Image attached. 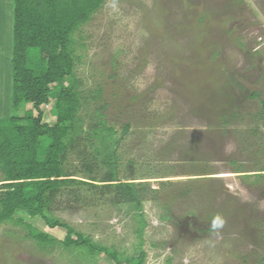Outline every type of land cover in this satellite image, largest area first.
Segmentation results:
<instances>
[{"label": "rangeland", "instance_id": "374dc122", "mask_svg": "<svg viewBox=\"0 0 264 264\" xmlns=\"http://www.w3.org/2000/svg\"><path fill=\"white\" fill-rule=\"evenodd\" d=\"M75 49L83 127L101 114L114 129L118 177L147 185L145 225L137 238L135 218L110 204L56 215L126 255L141 241L143 264H264V0H105L76 33ZM41 110L54 124L50 104ZM182 150L197 157L179 158ZM78 160L67 156L69 171ZM179 170L218 173L160 178ZM216 217L223 226L213 230ZM30 221L58 240L65 235ZM0 264L87 263L2 223ZM96 264L113 262L100 255Z\"/></svg>", "mask_w": 264, "mask_h": 264}, {"label": "trees", "instance_id": "16d2710c", "mask_svg": "<svg viewBox=\"0 0 264 264\" xmlns=\"http://www.w3.org/2000/svg\"><path fill=\"white\" fill-rule=\"evenodd\" d=\"M104 2L0 0V65H6L9 77L7 95L0 98V224L20 225L39 245L58 244L87 264H96L100 255L113 264H143L141 241L138 252L134 249L126 255L56 215L110 204L124 207L135 218L137 238L145 225L142 208L147 185L134 180L140 178L118 177L116 150L110 146L114 129L101 114L96 123L84 128L79 115L76 33ZM65 77L70 82L64 86ZM26 104L33 110L26 109ZM46 104L55 118L52 125L42 120L41 106ZM261 110L264 116V98ZM87 140L93 141L91 153L86 152ZM71 153L79 159L75 171L66 166ZM77 173L80 177H75ZM33 218L62 229L63 239L37 229L30 221Z\"/></svg>", "mask_w": 264, "mask_h": 264}, {"label": "crops", "instance_id": "0c3cea01", "mask_svg": "<svg viewBox=\"0 0 264 264\" xmlns=\"http://www.w3.org/2000/svg\"><path fill=\"white\" fill-rule=\"evenodd\" d=\"M183 151V152H182ZM182 151H180V154H178L179 155V158H183L184 156L188 159V160H191V159H194L195 157H197L196 156V152L195 151H191V153H187V151H184V150H182ZM199 151V150H198ZM183 154H182V153ZM186 152V153H185ZM199 152H201V151H199ZM191 158V159H190ZM196 161H193V162H188V161H186V166H188V168H189V166L192 164H194ZM198 163V162H197ZM188 164V165H187ZM187 168V169H188ZM218 172H216V171H213V170H209L208 172L206 171V172H204V171H195V172H190V170H179V171H176V172H168V173H164L163 175H161L160 176V178H166V177H172V176H174V177H176V178H183V177H199V176H204V175H212V174H217ZM222 173V172H221ZM227 173V172H226ZM157 177V176H156ZM159 177V176H158Z\"/></svg>", "mask_w": 264, "mask_h": 264}, {"label": "clouds", "instance_id": "9594fccd", "mask_svg": "<svg viewBox=\"0 0 264 264\" xmlns=\"http://www.w3.org/2000/svg\"><path fill=\"white\" fill-rule=\"evenodd\" d=\"M222 226H223V222L220 220L219 217H216L213 219L212 224H211V227L213 230H216Z\"/></svg>", "mask_w": 264, "mask_h": 264}]
</instances>
